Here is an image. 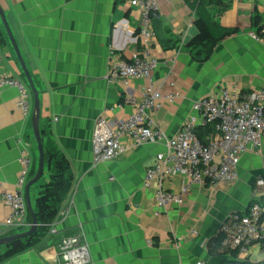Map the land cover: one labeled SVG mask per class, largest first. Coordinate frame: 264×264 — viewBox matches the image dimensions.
<instances>
[{
	"label": "crops",
	"instance_id": "obj_1",
	"mask_svg": "<svg viewBox=\"0 0 264 264\" xmlns=\"http://www.w3.org/2000/svg\"><path fill=\"white\" fill-rule=\"evenodd\" d=\"M207 1L219 23L237 32L221 39L205 60L196 58L198 49L191 44L200 27L196 11L186 1H161L160 15L152 21L156 37L146 46L139 34L141 15L131 0H0L39 92L44 149L65 157L73 174L71 192L52 224L58 235L0 264H57L60 239L76 234H82L89 246L90 264L226 261L222 241L217 249L215 245L218 237L223 238L221 227L228 214L249 207L255 182L264 176V140L258 153L241 158L237 183L194 187L183 204L168 210L158 207L153 189L144 188L147 168L165 150L162 143L143 144L93 165L97 119L103 115L116 121L133 113L131 102L141 100L148 84L147 80H131L128 85L111 82L108 73L114 61L130 60L145 50L158 58L154 84L161 86L168 79L182 93L176 102L150 114L153 125L168 136L180 131L189 115L197 114L196 100L219 96L223 89L245 93L264 87V45L251 36L264 24V0ZM0 49V74L26 80L1 17ZM166 60L175 63L168 67ZM163 89L171 90L165 84ZM18 97L14 87L0 89V224L8 215L2 190L17 188L21 170L19 137L33 156L30 179L39 161L32 126L34 97L28 115L18 108ZM54 164V159L46 162L41 181L31 188L34 208ZM182 184L181 176L164 183L173 192ZM259 257L255 245L240 259Z\"/></svg>",
	"mask_w": 264,
	"mask_h": 264
},
{
	"label": "built area",
	"instance_id": "obj_2",
	"mask_svg": "<svg viewBox=\"0 0 264 264\" xmlns=\"http://www.w3.org/2000/svg\"><path fill=\"white\" fill-rule=\"evenodd\" d=\"M162 0H131L141 15L140 38L147 46L156 37L152 21L160 15ZM185 1V0H181ZM264 14V13H263ZM251 36L264 45V24L251 32ZM1 61V49H0ZM164 65L172 67L175 60H166ZM160 66L158 58L145 50L132 59L112 62L108 78L113 83L128 85L131 80H147L140 101H132L134 111L123 119L111 120L105 116L97 119L93 131V165L118 158L128 149L147 143H164L166 153H159L155 164L145 173L144 188L153 189L156 202L162 210L173 204H183L189 192L197 186L219 183L234 184L239 179V164L244 155L258 152L264 140V87L249 92L223 89L219 96H204L193 103L197 114L184 121L177 134L169 137L165 131L153 125L151 113L182 97L175 83L166 79L156 86L153 74ZM14 87L19 92L18 108L28 115L31 111L32 92L27 80L0 74V89ZM212 124L216 131L203 142L197 127ZM19 162L21 170L15 190H2L1 201L8 215L0 224V238L11 235L13 230L29 228L28 206L25 186L30 180L33 156L22 139ZM181 176L183 184L178 192L167 189L165 180ZM252 192V202L245 211L231 212L222 224V246L247 256L258 245L263 258L255 264H264V176L257 178ZM64 213V211H63ZM195 233V231H194ZM58 235L51 225L48 237ZM57 264H90L92 262L88 244L82 234L62 237L58 244ZM195 264H206L198 261Z\"/></svg>",
	"mask_w": 264,
	"mask_h": 264
},
{
	"label": "trees",
	"instance_id": "obj_3",
	"mask_svg": "<svg viewBox=\"0 0 264 264\" xmlns=\"http://www.w3.org/2000/svg\"><path fill=\"white\" fill-rule=\"evenodd\" d=\"M196 11L198 17V25L200 34L191 42L193 47L198 49L196 58L207 59L213 53L214 48L224 37L233 35L237 32V28L224 27L219 23L217 17L212 14L207 0H185ZM218 2L219 0H211ZM229 3L225 6V9ZM196 132L203 142H208L209 136L216 131L210 125L197 127ZM54 159L55 164L52 165L50 180L42 184L41 189L37 193L34 213L38 220V230L36 233L25 238L14 241L5 246V252L0 253V263L7 259L38 246L42 240L48 237L50 226L57 220L62 210L63 204L66 202L73 185V174L70 164L65 157L57 155L45 149V166L46 162ZM42 179V178H41ZM41 181V180H40ZM39 181V182H40ZM38 182V183H39ZM28 222H33L31 212H28ZM17 232H12L15 234ZM222 236L218 237L215 248L221 245ZM215 249V250H216ZM226 259L223 264H255L249 259H240L238 251L224 248L222 253Z\"/></svg>",
	"mask_w": 264,
	"mask_h": 264
},
{
	"label": "water",
	"instance_id": "obj_4",
	"mask_svg": "<svg viewBox=\"0 0 264 264\" xmlns=\"http://www.w3.org/2000/svg\"><path fill=\"white\" fill-rule=\"evenodd\" d=\"M0 17L2 20V23L7 31V34L10 38V41L16 51L17 57L19 59V62L23 68L24 76L30 86L31 92L34 97V113H33V131L34 135L37 140V145H38V151H39V161H38V169L35 174V176L28 181V183L25 186V196H26V202L28 206V210L31 212L33 216V222L31 223V226L23 232L20 233H15L11 234L5 237L0 238V249L2 247L8 246L11 243H13L16 240L25 238L27 236H30L38 230V220L36 218V215L34 213V207L32 204V198H31V188L36 185L42 178L44 171H45V149H44V144L43 140L41 137V131H40V104H39V92L38 89L36 88V85L28 71V68L26 66V63L23 59L21 50L15 40L14 34L12 32L11 26L7 20L6 14L2 7H0Z\"/></svg>",
	"mask_w": 264,
	"mask_h": 264
},
{
	"label": "rangeland",
	"instance_id": "obj_5",
	"mask_svg": "<svg viewBox=\"0 0 264 264\" xmlns=\"http://www.w3.org/2000/svg\"><path fill=\"white\" fill-rule=\"evenodd\" d=\"M208 125L212 126V124H208ZM206 126H207V125H206ZM178 132H180V131H178ZM178 132H177V133H178ZM165 133H166V132H165ZM177 133H176V134H177ZM166 134H167V133H166ZM173 136H174V135H173ZM169 137H172V136H169ZM162 144L164 145L165 150H162L161 153L165 154V153H166V147H165V144H164V143H162ZM130 149H131V148H130ZM130 149H128V150H130ZM128 150H127V151H128ZM259 151H260V150H259ZM259 151H258V152H259ZM38 152H39V151H38ZM258 152H256V153H258ZM253 154H254V153H253ZM157 158H158V156L156 157V159H157ZM155 162H156V161H155ZM37 169H38V168H37ZM239 179H240V176H239ZM239 179H238L235 183H237V182L239 181ZM235 183H234V184H235ZM255 183H256V182H255ZM185 199H186V198H185ZM251 202H252V201H251ZM245 210H246V209H245ZM245 210H243V211H245ZM233 211H242V210H241V209H234V210H232L231 212H233ZM231 212H230V213H231ZM230 213H229V214H230ZM229 214H228V215H229ZM223 223H224V222H223ZM27 229H28V228H26V229L22 228V229H20V230H17L16 232H17V233H20V232H23V231H25V230H27ZM1 252H5V248H2V251H1ZM260 253H261L262 257H259L258 260H261V259L263 258V254H262L261 251H260ZM246 258H247V257H246ZM248 258H249V257H248ZM249 259H250V258H249ZM258 260H254V261L250 260V261H251L252 263H257Z\"/></svg>",
	"mask_w": 264,
	"mask_h": 264
}]
</instances>
